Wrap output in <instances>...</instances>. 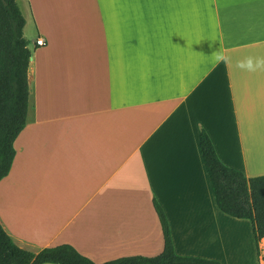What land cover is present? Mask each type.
<instances>
[{
  "label": "crops",
  "instance_id": "crops-1",
  "mask_svg": "<svg viewBox=\"0 0 264 264\" xmlns=\"http://www.w3.org/2000/svg\"><path fill=\"white\" fill-rule=\"evenodd\" d=\"M17 3L28 108L0 179V224L14 242L68 243L96 263L154 256L155 198L176 254L261 264L264 238L215 204L199 129L222 163L264 174L246 151L264 131V0Z\"/></svg>",
  "mask_w": 264,
  "mask_h": 264
},
{
  "label": "trees",
  "instance_id": "trees-1",
  "mask_svg": "<svg viewBox=\"0 0 264 264\" xmlns=\"http://www.w3.org/2000/svg\"><path fill=\"white\" fill-rule=\"evenodd\" d=\"M24 24L17 0H0V179L10 170L14 140L26 123L31 54ZM199 149L217 208L229 216L248 219L257 244L264 238V174L248 178L222 163L203 128L199 129ZM152 203L163 237L157 255H129L96 263L68 243L32 251L17 245L0 224V264H221L215 259L176 254L167 216L155 198Z\"/></svg>",
  "mask_w": 264,
  "mask_h": 264
},
{
  "label": "bare ground",
  "instance_id": "bare-ground-1",
  "mask_svg": "<svg viewBox=\"0 0 264 264\" xmlns=\"http://www.w3.org/2000/svg\"><path fill=\"white\" fill-rule=\"evenodd\" d=\"M253 135L246 148L247 160L257 167H264V131L254 129Z\"/></svg>",
  "mask_w": 264,
  "mask_h": 264
},
{
  "label": "built area",
  "instance_id": "built-area-1",
  "mask_svg": "<svg viewBox=\"0 0 264 264\" xmlns=\"http://www.w3.org/2000/svg\"><path fill=\"white\" fill-rule=\"evenodd\" d=\"M35 42H36V44L39 45V46H43V45L46 44L45 39H43L42 37H37Z\"/></svg>",
  "mask_w": 264,
  "mask_h": 264
},
{
  "label": "rangeland",
  "instance_id": "rangeland-1",
  "mask_svg": "<svg viewBox=\"0 0 264 264\" xmlns=\"http://www.w3.org/2000/svg\"><path fill=\"white\" fill-rule=\"evenodd\" d=\"M261 264H264V254H262V257H261Z\"/></svg>",
  "mask_w": 264,
  "mask_h": 264
}]
</instances>
